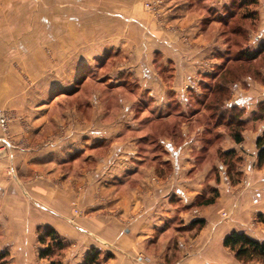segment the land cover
<instances>
[{
    "label": "crops",
    "instance_id": "1",
    "mask_svg": "<svg viewBox=\"0 0 264 264\" xmlns=\"http://www.w3.org/2000/svg\"><path fill=\"white\" fill-rule=\"evenodd\" d=\"M145 1L0 7V109L15 113L8 126L11 147L0 150V253L10 254V264H48L37 258V232L46 228L68 245L62 264H80L92 249L101 264H238L223 247L228 234L264 241L248 232L264 211V204L255 207L259 194H243L245 199L239 196L243 189L216 185L218 160L210 158L219 135L206 139L211 134L200 125V114L185 112L187 93H201L220 66L223 43L213 24L202 29L194 0H165L160 22L146 14ZM41 12L49 16H38L36 30L41 23L53 30L46 41L36 31L32 39L4 46L8 13ZM111 27L118 30L111 42L98 32L90 36V28ZM106 44L114 46L118 70L107 73L110 84L100 83L104 73L90 84L103 69L93 63L101 64ZM11 59L18 68L10 67ZM23 75L32 80L28 87L19 81ZM107 88L120 95L117 102L105 100ZM26 92L37 99L28 101ZM229 104L245 110L240 121L247 126L264 104V85L237 87ZM262 127H244L242 141L226 138L220 152L254 156ZM251 172L264 176V170ZM216 189L214 205L199 207Z\"/></svg>",
    "mask_w": 264,
    "mask_h": 264
},
{
    "label": "rangeland",
    "instance_id": "2",
    "mask_svg": "<svg viewBox=\"0 0 264 264\" xmlns=\"http://www.w3.org/2000/svg\"><path fill=\"white\" fill-rule=\"evenodd\" d=\"M157 1L160 3L158 4ZM197 7L200 8V14L202 17V29L210 26L213 24L214 31L218 34V37L220 38V41H222L224 46V53L221 56L222 59H220V65L223 64L224 57H230V58H237L240 55H244L246 53H250L257 49L260 42L264 41V0H225L219 5L211 6L206 5L204 3V0H194L193 1ZM152 4L149 5L150 7L147 8L146 4ZM9 4V5H47L48 0H0V7ZM165 7V0H146L143 3V9L151 16L156 22L161 21V17L163 14V11ZM9 19V29H8V37L3 39V42L5 43L4 46L7 48L12 47V45L17 42L20 43L21 40L24 41L28 39H32L33 35L35 36L36 31H39V35L43 40H47L50 33L53 31L49 29L47 24L41 23V26H39L41 29L36 30L37 25L36 22L38 21V16L44 17L46 20L48 19L49 14L47 12H41V13H8L7 14ZM25 16V19H21ZM91 16V14H90ZM108 16L110 14H105L106 17V24H111V21L109 22ZM112 16V15H111ZM13 18V19H12ZM111 18V17H110ZM113 18V16H112ZM35 21V22H34ZM93 20H90V24ZM46 25V26H45ZM35 27V29H34ZM162 29L166 32H169L171 34L176 32V28L165 26L164 24L161 25ZM96 32L103 35L106 42H111L114 35H117L118 30L114 27L111 28H104V29H89L90 36L96 37ZM99 35V36H101ZM18 44L15 45V47H18ZM112 46V47H111ZM30 48H32V45H29ZM41 48L44 50L43 52L46 53V56H48V45L41 46ZM114 46L111 44H106V46L103 47V53L106 54L103 56L100 55L102 58L101 64L99 62H94V69H98L99 67H103L102 70L99 72H96V75L90 76V84L96 82L97 75L105 74V77L100 80V83L102 84H110L111 79L108 78V72H116L118 63V59L115 58L116 56L113 51ZM12 49V48H11ZM10 49V55H14L17 53H13V50ZM103 56V57H102ZM14 57V56H13ZM12 58V57H11ZM19 58V57H14ZM11 59L8 63L10 67L18 68V62L16 60ZM1 63V61H0ZM21 72V71H20ZM93 74V73H90ZM113 74V73H112ZM231 79H232V86L228 85L227 87V94H226V100H223L221 104H219L218 107H209V99H211V95L208 94L207 90L202 88L201 93H187V100L190 99L189 106L185 110L187 116H191L194 112L200 114L198 118L200 119V125L204 127L206 130L205 133L208 132L211 134L210 137L206 136V139H213V136L215 134H218L217 141H214L215 147L213 150H217L216 154L212 155L210 160H218V168L214 171V180L217 186L220 185L221 182H224L226 186L229 188H240V190L243 189L244 192L239 193V196L244 197L243 194L250 195L249 199L254 198L258 199L257 194H259V204L255 205L259 206L261 204H264V176L255 175L253 176V172L256 171H262L264 170V166L257 167V148L255 144V154L254 156H251L249 154H245V157H241L238 154L234 158H227V165H223V159L219 156V152L221 149V146L225 143L226 138H231V135L233 130L237 129L236 125L234 124L235 121H237L238 116L239 120L244 116L245 110L242 108H239L237 106H230L229 102L231 99V94L234 93L235 89L237 87H241L243 90L253 88L254 86H260L264 85V55H262L260 58H258L256 61H252L249 64L248 63H237L232 64L231 66ZM112 78V77H111ZM19 81L23 82L26 87L32 84V80L30 77L27 76H21L19 77ZM110 81V82H109ZM206 84L213 85V80H206ZM110 88L106 89L105 92V100L108 102H117L119 98V94H113L112 92H109ZM25 95L27 96L28 101H31L33 97L37 99V94L32 92H26ZM208 95V96H207ZM207 96V97H206ZM204 97V98H203ZM206 97V98H205ZM198 100L204 101L202 104H196ZM208 104V105H205ZM260 107L258 110L256 109V113L253 116V120L251 123H249L247 126L243 124V122L240 125L241 131L247 129L255 130L258 125L264 126V104H260ZM9 119L12 120L15 117V113L12 110L4 109ZM139 111V110H138ZM197 111V112H196ZM232 116V117H231ZM231 118L233 121V125L228 127L227 121ZM9 120V121H10ZM219 122V124H218ZM240 122V121H239ZM243 127V128H242ZM216 130V131H215ZM238 130V129H237ZM260 137H264V127H262V133L260 134ZM212 150V152H213ZM209 156V155H207ZM248 166L249 169H245ZM220 168L221 171H220ZM213 174V173H212ZM245 177H248V184L245 186H241L242 181ZM253 186V187H251ZM254 187L256 189H254ZM239 190V189H238ZM239 190V191H240ZM218 192V190L216 189ZM238 191V192H239ZM219 194V192H218ZM238 196V197H239ZM209 197V193L205 194L202 198L207 199ZM245 198V197H244ZM246 199V198H245ZM262 202V203H261ZM254 206V205H253ZM262 210H264V205L261 206ZM261 210V211H262ZM74 216H79V210L74 209L73 210ZM261 215L262 218H264V211L262 213L255 216L253 219L254 221L249 224L248 226V232H252L256 237H262L264 238V223H261L259 221L258 216ZM224 218L225 221H228L230 218L228 214L222 213L221 218ZM204 227V224L200 225V228L202 229ZM38 237V232H37ZM63 240V239H62ZM64 241V240H63ZM264 242V241H260ZM40 249V246H39ZM226 249V248H224ZM228 252H230L228 249H226ZM65 252V251H64ZM6 254V257L0 261V264H10L9 258L10 254L8 252H3ZM233 257L234 254L230 252ZM1 254V253H0ZM106 256V255H105ZM60 257V258H59ZM59 257H56L54 259L59 260L62 264V259L64 257L63 255H60ZM38 258V253H37ZM234 260L238 264H242L238 262L235 258ZM50 263L48 260H45ZM144 264H148L149 261L145 259L143 262ZM247 264H264L262 262H250Z\"/></svg>",
    "mask_w": 264,
    "mask_h": 264
},
{
    "label": "trees",
    "instance_id": "3",
    "mask_svg": "<svg viewBox=\"0 0 264 264\" xmlns=\"http://www.w3.org/2000/svg\"><path fill=\"white\" fill-rule=\"evenodd\" d=\"M262 55H264V41L260 42L257 49L254 51L240 55L237 58L225 56L223 64L217 68L215 75L210 78V80H213L214 84H207L204 88L207 90L208 94L211 95V99H209L208 103L209 107L216 108L223 102V100H226L227 87L228 85L232 86V79L230 77L232 64H249L252 61H256ZM197 102L198 104L204 103L202 100H198ZM239 117L240 116H238L237 121L234 123L238 130L235 129L233 130L232 134H230L232 140L237 144L242 141L240 129L242 122L239 120ZM232 125L233 121L231 118H229L227 121V126L230 127ZM255 144L257 148V167H261L264 166V137L257 138ZM219 156L223 159V165L226 166L228 164L227 158H230L231 160V158H234L236 154L234 151H226L219 152ZM218 197L219 194L216 190H210L209 197L207 199L202 198L199 201L198 206L202 208L214 205ZM258 219L261 221V223H264V218H262L261 215L258 216ZM195 223L201 225L203 224V221H197ZM37 242L40 246V249L38 250L39 260H48L50 262L49 264H61L59 260L54 258L63 255L68 245L54 230L50 228L38 230ZM223 247L232 252L234 254V258L242 264L255 261L264 263V242L253 240L244 233H238L234 231L231 232L224 238ZM5 257L6 254L1 253L0 261H2ZM110 257V255H106L104 258L109 259ZM101 261L102 259L100 258V253L97 250L92 249L85 255L80 264H101Z\"/></svg>",
    "mask_w": 264,
    "mask_h": 264
},
{
    "label": "built area",
    "instance_id": "4",
    "mask_svg": "<svg viewBox=\"0 0 264 264\" xmlns=\"http://www.w3.org/2000/svg\"><path fill=\"white\" fill-rule=\"evenodd\" d=\"M157 3L159 4L160 2L157 1ZM147 8L150 7L149 5L152 4H146ZM9 116L8 114L3 111L2 109H0V133H1V138H0V150L3 149H7L9 147H11V144L8 140V126H9Z\"/></svg>",
    "mask_w": 264,
    "mask_h": 264
}]
</instances>
